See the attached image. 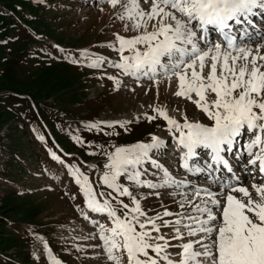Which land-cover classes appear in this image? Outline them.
Wrapping results in <instances>:
<instances>
[{
	"label": "snow or ice",
	"instance_id": "1",
	"mask_svg": "<svg viewBox=\"0 0 264 264\" xmlns=\"http://www.w3.org/2000/svg\"><path fill=\"white\" fill-rule=\"evenodd\" d=\"M106 2L119 8L116 15L124 21L125 30L136 33L115 35L109 46L120 59L110 62L111 66L137 82L142 77L154 84L175 80L174 95L192 102L204 114L210 123L190 121L187 116L180 122L166 108L152 106L155 115L145 113L144 118L166 121L179 150V167L189 174L203 173L218 185L220 194L209 187L193 186L191 197L181 194V211L164 209L149 216L141 205L145 197L137 198L121 179L152 190L181 189L191 183L178 180L153 158L165 147V141L155 135L148 142L115 146L114 151L105 153L107 161L99 181L112 190L107 193L110 199L101 200L105 194L98 193L89 177L71 166L69 175L79 186L86 208L110 221V225H98L100 243L95 247L102 249L98 255L103 254L109 264H125V258L126 264H264V179L249 188L225 156L232 153L240 162L246 153L242 170L264 178V42L255 47L245 42L254 37L264 41V30L256 29L253 20L264 13V0ZM210 32L216 33L211 40ZM126 50L130 54L126 55ZM102 62L97 58L88 66L99 67ZM108 78L116 81V77ZM128 123L98 121L87 127L102 130L100 126L105 124L124 128ZM242 134L249 139L235 151ZM75 139L83 143L79 137ZM198 149L206 150L208 157L203 167L195 162ZM50 155L60 160L54 152ZM145 164L156 169L152 174L158 176L157 182L143 178ZM222 169L231 176H219ZM119 197L129 198L130 203ZM162 228H169L172 234L166 236ZM45 248L50 253L47 245ZM49 264L62 262L49 255Z\"/></svg>",
	"mask_w": 264,
	"mask_h": 264
},
{
	"label": "rangeland",
	"instance_id": "2",
	"mask_svg": "<svg viewBox=\"0 0 264 264\" xmlns=\"http://www.w3.org/2000/svg\"><path fill=\"white\" fill-rule=\"evenodd\" d=\"M142 7L147 9L148 5L142 3ZM118 11L119 8L114 9L106 0H0L3 13L0 14V264H39L37 261L49 264L46 252L45 257H41L45 261L36 259L42 256L41 248L48 244L54 251L51 256L62 264H109L103 254L98 255L102 249L95 246L100 243L99 223L110 225V221L106 215L78 206L81 193L77 191L74 196L68 192L69 183L58 180L55 174L48 176L54 187L50 192L45 172L50 168L49 155L34 139L29 123L39 125L46 144L56 150L62 148L73 157V163L68 160L64 166L54 162L51 170L56 172L62 166L67 170L71 166L79 168L105 198H109L107 193L112 191L99 181L107 161L105 153L114 151L115 146L141 142L153 128H167L166 123L158 128L155 125L164 122L162 118L151 122L144 118L145 113L155 115L152 106L166 108L170 116L181 117L180 122L187 116L190 121L197 118L202 123H210L192 102L174 95L175 80L154 84L142 77L137 82L111 66L110 62H119L120 56L115 50L113 54L109 46L115 37L113 35L112 39L108 31L125 37L136 34L125 30L124 21L117 18ZM95 54L111 56L99 67L89 68ZM125 54L130 53L126 50ZM109 76L116 77V81ZM117 88L122 91L114 90ZM114 118L132 121L124 128L119 125L110 128L105 124L100 126L102 130L87 127L98 121H115ZM18 122L25 126L21 123L18 126ZM31 127L34 135L40 133L35 123ZM163 133L166 138L170 136L167 129ZM75 137L83 143L77 142ZM170 148L171 152L165 154L179 160V150L173 144ZM177 163L170 162L172 173L187 179V172L180 170ZM35 164L41 168V173L37 172ZM201 164L205 166L203 161ZM144 167L154 172L147 164ZM70 177L75 182L74 177ZM143 178L158 181V176L146 178L144 175ZM121 183L137 198L145 197L141 205L149 216L164 209L173 213L181 211L175 200L178 203L181 194H187L183 188L152 190L137 187L125 179H121ZM173 191L176 195L171 194ZM153 192L161 194H150ZM118 199L130 203L127 197ZM82 212L87 214V219ZM31 231L38 235L33 237ZM161 231L166 236L172 234L169 228Z\"/></svg>",
	"mask_w": 264,
	"mask_h": 264
},
{
	"label": "bare ground",
	"instance_id": "3",
	"mask_svg": "<svg viewBox=\"0 0 264 264\" xmlns=\"http://www.w3.org/2000/svg\"><path fill=\"white\" fill-rule=\"evenodd\" d=\"M264 25V24H263ZM262 30H264V29H262ZM209 36H210V34H209ZM262 42H264V41H261L258 37L257 38H253V40L252 41H246V43H251V45L253 46V47H255V44H257V43H262ZM175 82V81H174ZM172 83V82H171ZM242 136L243 135H241L240 137H238V138H242ZM237 138V139H238ZM247 159H248V157L247 158H244L243 157V159L239 162L240 164L242 163V164H246V162H247ZM238 169H239V173H241V174H245V172L242 170V168H241V165H238ZM192 176H195V178H197L198 179V176H201L202 177V175H203V173L202 174H191ZM186 181V180H185ZM190 182V181H189ZM193 186H201V187H206L205 185H199V184H196V183H190V185H189V187H187L188 189H190V190H192V187ZM249 188H250V186L249 185H247ZM211 190H213V191H216V189H211Z\"/></svg>",
	"mask_w": 264,
	"mask_h": 264
}]
</instances>
